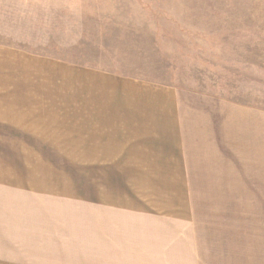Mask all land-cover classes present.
<instances>
[{"label": "rangeland", "instance_id": "374dc122", "mask_svg": "<svg viewBox=\"0 0 264 264\" xmlns=\"http://www.w3.org/2000/svg\"><path fill=\"white\" fill-rule=\"evenodd\" d=\"M47 63L51 97L72 101L58 112L104 95V111L139 113L154 98L157 112L177 113L203 259L264 264V0H0V78ZM8 130L0 128L2 219L51 191L53 204L75 212L89 198L94 223L97 204L125 191L104 177L143 174L99 166L85 150L81 162L73 126L63 136L70 150L51 153L26 150Z\"/></svg>", "mask_w": 264, "mask_h": 264}, {"label": "crops", "instance_id": "0c3cea01", "mask_svg": "<svg viewBox=\"0 0 264 264\" xmlns=\"http://www.w3.org/2000/svg\"><path fill=\"white\" fill-rule=\"evenodd\" d=\"M153 99L139 113L104 111L109 100L104 95L80 99L78 111L58 112L59 105L72 101L51 97L50 63L23 65L22 71L12 69L0 78V128L6 125L8 134L21 137L26 150L51 153L64 146L69 151L63 136L73 126L81 162L85 150L91 158L97 153L99 166L143 172L104 177L112 180L113 189L125 191L109 193V201L97 204L103 210L94 223L85 208L92 206L89 198L81 196L83 206L75 212L64 202L53 204L51 191L33 193L27 208L17 205L8 219L0 218V264H206L199 240L191 235L196 224L190 210L197 198L184 190L187 170L176 130L179 118L173 111L157 112L160 107ZM133 184L142 186L136 190Z\"/></svg>", "mask_w": 264, "mask_h": 264}]
</instances>
